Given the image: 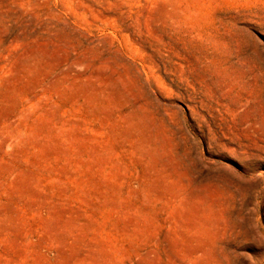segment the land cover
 <instances>
[{
    "label": "rangeland",
    "instance_id": "374dc122",
    "mask_svg": "<svg viewBox=\"0 0 264 264\" xmlns=\"http://www.w3.org/2000/svg\"><path fill=\"white\" fill-rule=\"evenodd\" d=\"M0 264H264V0H0Z\"/></svg>",
    "mask_w": 264,
    "mask_h": 264
}]
</instances>
